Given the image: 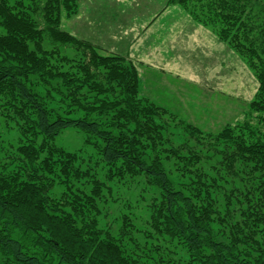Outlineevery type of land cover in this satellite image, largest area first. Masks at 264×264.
Instances as JSON below:
<instances>
[{
  "label": "trees",
  "instance_id": "obj_1",
  "mask_svg": "<svg viewBox=\"0 0 264 264\" xmlns=\"http://www.w3.org/2000/svg\"><path fill=\"white\" fill-rule=\"evenodd\" d=\"M169 1L245 60L258 83L250 110L264 119V0H197L195 10ZM58 3L45 0L36 19L22 0H0V117L17 127L19 146L0 163V264H264L262 127L245 119L211 135L175 119L140 95L123 56L59 29ZM47 99L84 114L62 115ZM68 127L86 135L106 179L144 176L159 189L147 220L154 237L145 234L153 247L126 216L116 233L99 225L105 183L53 144Z\"/></svg>",
  "mask_w": 264,
  "mask_h": 264
},
{
  "label": "rangeland",
  "instance_id": "obj_2",
  "mask_svg": "<svg viewBox=\"0 0 264 264\" xmlns=\"http://www.w3.org/2000/svg\"><path fill=\"white\" fill-rule=\"evenodd\" d=\"M22 2L33 9V12L28 10L32 17L39 18L45 0ZM201 3L190 0L189 6L195 10ZM56 16L59 29L90 42L100 55H121L127 66L134 65L138 71L140 95L165 108L175 119L196 125L211 135L245 119L257 123L264 132V119L257 111H251L249 105L258 86L253 71L218 38L215 28L199 23L181 3L169 0H62L56 7ZM58 47L62 53L76 56L73 46L59 44ZM100 74L106 76V72ZM47 102L53 111L62 115L74 118L84 114L81 110L66 114L64 103L49 99ZM161 117L167 125L174 121L167 115ZM133 127L134 124H126V131ZM168 131L173 134L174 143L184 137L180 129L169 127ZM85 136L82 131L68 127L53 139V144L75 154L74 167L96 172L97 178L105 183L99 200V225L111 227L116 233L128 217L136 230L135 239L153 247L157 241L147 220L159 189L144 176L130 181L106 179V166L98 161L100 156L95 154L96 149L85 143ZM17 145V127L0 117L1 164L7 155L18 153ZM204 169L210 171L207 166ZM58 191V187L52 190L53 194ZM145 234L153 237H145ZM179 251L185 256L183 250ZM145 255L150 254L146 252Z\"/></svg>",
  "mask_w": 264,
  "mask_h": 264
},
{
  "label": "crops",
  "instance_id": "obj_3",
  "mask_svg": "<svg viewBox=\"0 0 264 264\" xmlns=\"http://www.w3.org/2000/svg\"><path fill=\"white\" fill-rule=\"evenodd\" d=\"M162 71L165 72L166 70L165 69L164 70L162 69Z\"/></svg>",
  "mask_w": 264,
  "mask_h": 264
}]
</instances>
